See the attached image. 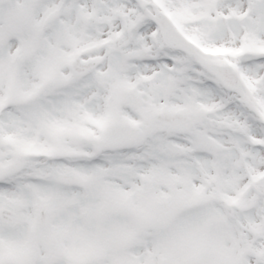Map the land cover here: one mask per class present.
<instances>
[{
  "label": "snow or ice",
  "instance_id": "snow-or-ice-1",
  "mask_svg": "<svg viewBox=\"0 0 264 264\" xmlns=\"http://www.w3.org/2000/svg\"><path fill=\"white\" fill-rule=\"evenodd\" d=\"M0 264H264V0H0Z\"/></svg>",
  "mask_w": 264,
  "mask_h": 264
}]
</instances>
